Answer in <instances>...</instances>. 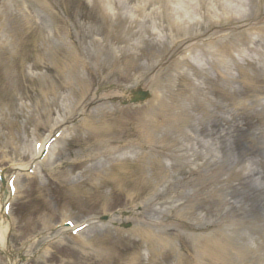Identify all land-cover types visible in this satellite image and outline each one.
I'll return each mask as SVG.
<instances>
[{
  "label": "rangeland",
  "instance_id": "obj_1",
  "mask_svg": "<svg viewBox=\"0 0 264 264\" xmlns=\"http://www.w3.org/2000/svg\"><path fill=\"white\" fill-rule=\"evenodd\" d=\"M32 107V109H33V112L31 113V114H35L37 111H38V106L35 104V103H33V105L31 106ZM10 108L12 109V110H14L13 109V105H11L10 106ZM15 110H17V108L15 109ZM20 110L21 111H23L24 110V107H20ZM44 111H46V109H43ZM47 112V111H46ZM16 115H19V112H17L16 113ZM28 115H26V117H27ZM52 118H53V116H51L48 120H44V122H45V126L47 127L48 125H49V123H48V121L49 120H52ZM0 121H2V119H1V115H0ZM3 122V121H2ZM32 124V121L30 120V122H29V125L30 126H32L31 125ZM28 124H27V122L20 128V131L21 132H23L25 135H28L29 136V134H30V130H31V127L29 126ZM18 130H19V124H16V123H14V125L9 129V127H4V123H2V126H0V138L1 139H5V138H8L10 141H13V142H15V143H17L18 142V138H19V135L20 134H22V133H18ZM42 135H44V134H42ZM5 155H9V153H7V154H5ZM11 155H12V153H11ZM102 196V193H101V191H99L98 192V197H101ZM57 206V205H56ZM59 206H60V204H59ZM59 206H57L58 208H59ZM217 208H218V205H217V203L214 201L213 203H212V209L215 211V210H217ZM53 213V212H52ZM208 218L210 217V216H207Z\"/></svg>",
  "mask_w": 264,
  "mask_h": 264
},
{
  "label": "bare ground",
  "instance_id": "obj_2",
  "mask_svg": "<svg viewBox=\"0 0 264 264\" xmlns=\"http://www.w3.org/2000/svg\"><path fill=\"white\" fill-rule=\"evenodd\" d=\"M33 147L32 145H29V148ZM32 153L30 155V157H32L34 155V152L32 150H30ZM18 167V166H16ZM0 232L2 233L3 232V229L0 228Z\"/></svg>",
  "mask_w": 264,
  "mask_h": 264
}]
</instances>
